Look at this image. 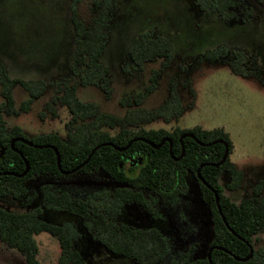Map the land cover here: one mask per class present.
<instances>
[{
    "label": "rangeland",
    "instance_id": "1",
    "mask_svg": "<svg viewBox=\"0 0 264 264\" xmlns=\"http://www.w3.org/2000/svg\"><path fill=\"white\" fill-rule=\"evenodd\" d=\"M73 10L80 21L104 36L106 49L100 62L109 69L112 89L109 96L96 85L78 83ZM146 31L170 40L173 52L169 66L160 73L156 89L140 107L148 110L160 107L168 98L170 83L174 81L183 113L177 120L158 119L130 128L172 131L196 126L206 130L222 127L233 145L229 159L242 171L244 179L238 189L228 190L229 174L224 172L219 184L224 195L237 204L251 197L254 186L264 181V0H238L228 20L200 11L194 0H0V63L12 78L42 81L46 85L44 93L33 100L27 112L4 115L6 128L18 126L28 139L50 133L65 138L70 115L64 106L54 101L62 84L74 85L79 100L95 103L101 112L124 116L129 108L121 105L120 100L142 91L149 84L151 71L159 69L163 61L158 58L146 62L141 69L130 61L129 51L134 39ZM223 46L228 49L227 58L209 60L208 52ZM236 50L247 60L248 76L235 74L228 65ZM187 80L193 94L184 86ZM12 97L18 108L29 99V93L15 84ZM2 100L0 94V103ZM1 153L0 147V156ZM139 158L128 162L127 170L138 165ZM186 183L187 193L177 201H158L159 216L155 218L141 204L127 203L122 209L112 211L107 207L108 200L92 202L99 205L101 213L111 221L132 228L158 229L168 242V253L159 264L176 259L189 245H193L191 258L195 259L206 255L212 225L191 173L186 176ZM25 186L28 189L25 197H0V207L15 213L38 208L44 221L70 224L75 229L74 246L87 264H137L131 258L110 253L96 240L86 226L89 214L77 216L50 208L45 202L49 191H66L81 199L92 198L96 192H112L120 184L105 172L77 171L59 178L37 176L26 181ZM34 238L41 264H59L57 238L48 232ZM252 240L255 248L264 246V227ZM0 264H25V261L18 251L0 241Z\"/></svg>",
    "mask_w": 264,
    "mask_h": 264
},
{
    "label": "trees",
    "instance_id": "2",
    "mask_svg": "<svg viewBox=\"0 0 264 264\" xmlns=\"http://www.w3.org/2000/svg\"><path fill=\"white\" fill-rule=\"evenodd\" d=\"M196 7L206 13H215L223 20H228L231 11L237 7L238 0H194ZM74 28V61L78 66V83L82 86L96 85L107 96L112 92L108 77V67L100 62L106 49L104 36L97 30L86 26L72 11ZM173 45L163 36H154L146 31L136 37L129 51L132 64L142 68L144 63L162 58L160 68L151 71L149 84L134 95L124 97L120 104L128 107L125 115L118 117L99 110L95 103L83 102L76 95V87L62 84L58 91V101L69 112L70 119L66 124V137L57 133L38 135L29 139L34 144L54 146L60 155V165L65 171L71 170L85 161L91 150L96 146L111 142L118 147L126 146L130 140L143 137L158 144L164 138L172 142L171 152L169 143L164 142L159 148H153L148 143L137 140L126 150L118 151L112 146H101L78 171L92 173L102 170L109 177L116 180L120 186L112 192H96L92 198L81 199L72 197L66 191L47 192L45 202L54 209L69 211L77 216L90 215L86 223L96 240L110 253L133 259L137 264H159L168 253L166 237L155 228H132L127 224L116 223L107 219L100 211L99 205L92 201L108 200L107 207L120 210L127 203H136L144 206L151 217H158L156 205L159 200L175 202L187 193L186 176L191 173L198 184L202 201L208 208L212 225V239L209 246L221 247L237 258L249 255V244L253 249L252 256L246 261L236 260L229 253L214 249L211 252V264H264V246L255 248L252 238L264 227V195L262 190L264 181H259L253 188L252 196L243 199L240 203L233 202L224 195L219 184L222 173L229 174L226 184L228 190L238 189L244 179L240 171L229 159L233 145L228 132L222 127L202 129L198 126L172 131L159 129L136 130L131 126H140L142 123L161 119L165 122L177 120L183 113V107L175 90V82L171 81L168 98L156 109H144L140 105L149 93L156 89V83L162 70L170 64ZM226 47H218L208 52L211 61L223 60L228 56ZM247 60L241 51L232 52L228 61L230 69L242 76H248ZM264 82V81H263ZM20 84L29 93V99L23 101L18 108L15 107L12 88ZM184 86L193 94L191 83L187 80ZM46 85L42 81H25L10 77L3 64L0 63V172H14L20 174L25 169L22 157L15 152L10 141L16 137H25L18 126L6 128L4 115H17L27 112L34 99L44 93ZM50 108V103L47 104ZM42 115V114H41ZM117 129V130H116ZM115 130V131H114ZM184 133H192L202 143L215 140L224 141L229 150L226 160L219 166L205 165L200 169V175L219 196V205L222 216L229 227L240 237L233 235L226 227L219 214L214 193L197 179L196 171L201 164L218 163L224 154V144L216 143L209 146L198 144L191 137H184L182 153L180 137ZM28 139V138H26ZM14 148L22 153L29 163V170L24 177L13 175H0V197L21 199L28 194L25 182L43 175L59 178L63 174L58 170L56 155L51 148H34L23 142L14 143ZM140 157V158H139ZM134 158H139V164L126 166ZM128 171L133 174H129ZM145 192L149 195L146 196ZM38 208L24 213H15L0 207V241L7 247L15 249L24 258L25 264H41L38 255V245L34 238L41 232H48L56 237L60 246L59 264H87L81 252L74 246L75 229L70 224L55 225L41 219ZM168 264H209L205 255L199 259L190 256V250L178 254Z\"/></svg>",
    "mask_w": 264,
    "mask_h": 264
},
{
    "label": "water",
    "instance_id": "3",
    "mask_svg": "<svg viewBox=\"0 0 264 264\" xmlns=\"http://www.w3.org/2000/svg\"><path fill=\"white\" fill-rule=\"evenodd\" d=\"M184 137H191L193 138L198 144L202 145V146H209L211 144H216V143H223L224 144V147H225V150H224V154L221 158V160L218 162V163H204V164H201L200 167L197 169L196 171V176H197V179L202 182L205 186H207L210 190L213 191L214 193V197H215V202H216V207H217V210L219 212V214L222 216V212H221V209H220V205H219V196L218 194L211 188L210 185H208V183H206V181L203 179V177L200 175V169L201 167L205 166V165H212V166H219L221 165L225 160L226 158L228 157L229 155V150H228V146L227 144L222 141V140H215V141H212L210 143H202L200 142L196 136L192 133H184L181 135L180 137V142H181V146H182V153L179 157H173L175 160H179L180 157L184 154V147L182 145V139ZM137 140H142L146 143H148L149 145H151L153 148H159L164 142H168L169 143V149H170V155H172V152H171V147H172V142H171V139L170 138H164L162 139L158 144H155V143H152L150 141H148L147 139L143 138V137H136V138H133L132 140H130V142L124 146V147H118L116 145H114L113 143L111 142H106V143H103V144H100L98 146H96L95 148H93L90 152V154L87 156V158L85 159L84 162H82L81 164H79L78 166H76L75 168L71 169V170H68V171H65L61 168V165H60V155L58 153V150L54 147V146H51V145H38V144H34L32 141H30L29 139H26L24 137H16V138H13L11 141H10V146L11 148L17 152L23 159L24 161V164H25V169L22 173L20 174H17V173H14V172H0V175H13V176H17V177H24L28 170H29V163L28 161L26 160V158L22 155V153L20 151H18L16 148H14V143L17 142V141H20V142H23L29 146H32L34 148H39V149H42V148H51L55 155H56V162H57V167H58V170L61 172V174L63 175H68V174H71V173H74V172H77L80 168H82L86 163H88V161L90 160L91 156L93 155V153L101 146H112L114 149L118 150V151H124L126 150L133 142L137 141ZM222 220L224 221L226 227L232 232L233 235L237 236L238 238H240L230 227L229 225L225 222V219L224 217L222 216ZM249 248H250V252H249V255L245 258H237L235 255H233L231 252L221 248V247H218V246H209L208 248V251L206 253V256H207V259L209 261V264H211V252L214 250V249H221L227 253H229L230 255H232L236 260H240V261H246L248 260L252 254H253V249L251 247V245L249 244Z\"/></svg>",
    "mask_w": 264,
    "mask_h": 264
},
{
    "label": "flooded vegetation",
    "instance_id": "4",
    "mask_svg": "<svg viewBox=\"0 0 264 264\" xmlns=\"http://www.w3.org/2000/svg\"><path fill=\"white\" fill-rule=\"evenodd\" d=\"M193 245H189L184 251H188L190 250V256H191V253L193 252L194 248H192ZM183 252V251H182Z\"/></svg>",
    "mask_w": 264,
    "mask_h": 264
},
{
    "label": "crops",
    "instance_id": "5",
    "mask_svg": "<svg viewBox=\"0 0 264 264\" xmlns=\"http://www.w3.org/2000/svg\"><path fill=\"white\" fill-rule=\"evenodd\" d=\"M199 258H202V257H199ZM199 258H195V259H199ZM194 259V258H193Z\"/></svg>",
    "mask_w": 264,
    "mask_h": 264
}]
</instances>
